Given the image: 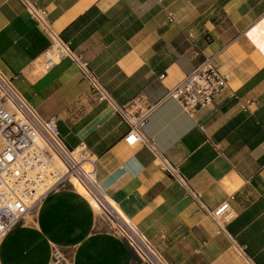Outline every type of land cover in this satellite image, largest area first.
Returning a JSON list of instances; mask_svg holds the SVG:
<instances>
[{"label":"crops","instance_id":"1","mask_svg":"<svg viewBox=\"0 0 264 264\" xmlns=\"http://www.w3.org/2000/svg\"><path fill=\"white\" fill-rule=\"evenodd\" d=\"M27 1L118 106L147 114L142 134L184 179L125 143L128 124L70 60L42 70L50 32L24 0H0V72L41 120L56 121L67 148L95 161L98 184L144 238L168 264H264V0ZM206 58L228 88L189 116L165 96ZM74 183L0 240V264H140ZM224 202L233 218L218 233L206 211Z\"/></svg>","mask_w":264,"mask_h":264},{"label":"built area","instance_id":"2","mask_svg":"<svg viewBox=\"0 0 264 264\" xmlns=\"http://www.w3.org/2000/svg\"><path fill=\"white\" fill-rule=\"evenodd\" d=\"M24 1L31 17L52 36L53 43L42 56L41 69L49 70L64 59L70 60L98 100L112 105L128 124L125 143L150 150L158 166L170 178L186 186L178 168L157 152L152 139L142 134L147 114H136L118 106L84 57L51 29L48 13L27 0ZM227 88L228 77L214 67L211 58H206L169 89L165 98L175 100L183 112L194 116L211 106ZM230 96L235 99L233 94ZM249 105H252L251 101L242 104L241 111L246 112ZM74 180L97 204V214L101 221L127 244L140 264H168L100 187L96 180L95 161L82 150L67 148L59 137L56 121L41 120L12 81L0 72V240L13 228L25 224L50 193L65 186L75 190ZM190 193L198 206L204 209L200 197ZM206 213L218 233H223L224 224L233 218L228 202ZM52 264H61L60 259L54 257Z\"/></svg>","mask_w":264,"mask_h":264},{"label":"bare ground","instance_id":"3","mask_svg":"<svg viewBox=\"0 0 264 264\" xmlns=\"http://www.w3.org/2000/svg\"><path fill=\"white\" fill-rule=\"evenodd\" d=\"M76 182L75 180L73 181V184L75 186V183ZM77 183V182H76ZM79 184V183H78ZM80 185V184H79ZM80 187L82 188V190L85 192L86 195H88V197L95 203V201L92 199V197L88 194V192L80 185ZM96 204V203H95ZM97 205V204H96Z\"/></svg>","mask_w":264,"mask_h":264},{"label":"rangeland","instance_id":"4","mask_svg":"<svg viewBox=\"0 0 264 264\" xmlns=\"http://www.w3.org/2000/svg\"><path fill=\"white\" fill-rule=\"evenodd\" d=\"M98 213V212H97Z\"/></svg>","mask_w":264,"mask_h":264}]
</instances>
